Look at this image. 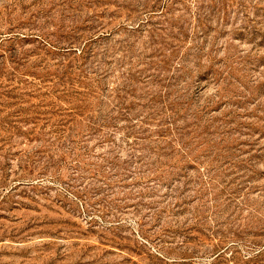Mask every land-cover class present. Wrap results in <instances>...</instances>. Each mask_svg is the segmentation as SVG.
<instances>
[{
    "label": "rangeland",
    "instance_id": "374dc122",
    "mask_svg": "<svg viewBox=\"0 0 264 264\" xmlns=\"http://www.w3.org/2000/svg\"><path fill=\"white\" fill-rule=\"evenodd\" d=\"M0 264H264V0H0Z\"/></svg>",
    "mask_w": 264,
    "mask_h": 264
}]
</instances>
